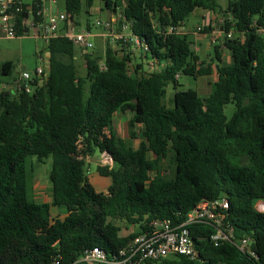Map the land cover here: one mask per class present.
<instances>
[{
	"label": "trees",
	"instance_id": "trees-1",
	"mask_svg": "<svg viewBox=\"0 0 264 264\" xmlns=\"http://www.w3.org/2000/svg\"><path fill=\"white\" fill-rule=\"evenodd\" d=\"M93 1L64 0V10L79 16L84 7L89 15ZM100 2L148 52L136 57L129 43L115 41L114 49L107 39L103 55L92 50L81 57L85 75L79 76L76 48L65 38L51 39L42 82L33 78L30 92H0V264H51L57 256L69 263L92 247L115 252L150 221H177L198 202L220 198L228 202L224 222L233 241L248 237L256 257L229 242L214 246L208 239L213 229L195 225L190 232L198 259L172 256L168 264H264V212L254 208L264 202V39L256 33L264 25V0H228L224 8L217 0ZM195 10L222 20L210 63L199 62L186 34L165 35ZM222 49L230 64H222ZM151 59L158 69L146 72ZM213 63L208 95L178 89L180 75L209 76ZM10 70V62L2 63L0 75ZM125 111L129 126H140L139 134L129 132L136 148L112 129L114 114ZM95 153L111 162L96 167L110 179L106 193L96 192L84 171ZM30 156L51 159L47 203L28 198ZM50 207L63 209L64 217H51ZM116 220L137 230L122 236Z\"/></svg>",
	"mask_w": 264,
	"mask_h": 264
},
{
	"label": "built area",
	"instance_id": "built-area-1",
	"mask_svg": "<svg viewBox=\"0 0 264 264\" xmlns=\"http://www.w3.org/2000/svg\"><path fill=\"white\" fill-rule=\"evenodd\" d=\"M56 0H30L24 4L21 0H0V32L6 38L23 37L32 35L47 44L51 39L65 38L77 50L80 57L94 50L95 39L104 36L110 42L121 41L129 43L131 53L141 57L148 52V46L134 36L127 23H118V15L113 12L110 17L101 20L95 19L87 28L78 23V16L59 11L53 7ZM220 30L221 19L216 21ZM214 25V24H213ZM220 27V29L218 28ZM92 28L101 29L103 34L93 33ZM215 33L219 35V31ZM166 34L177 33L179 28L168 26ZM200 31L201 28L197 27ZM256 33L264 39V25L256 28ZM220 36V35H219ZM230 37V34H228ZM216 39L212 38V42ZM100 67L103 68L100 63ZM146 72L158 69L155 60L148 61ZM47 68H37L32 75L23 71L16 81L17 89L30 92V82L36 78L39 83L45 77ZM260 204H264L263 201ZM228 202L224 198L216 200H202L189 210L183 219L174 221L170 219H156L147 224V228L130 239L124 246L115 252L108 253L99 247H92L81 252L79 257L72 262L63 263L57 256L51 264H168L172 256H182L188 260H196L199 252L195 247L190 228L195 225H207L213 229L209 241L214 246L219 243L229 242L244 254L255 258L250 248L251 240L243 238L236 243L233 241L232 228L224 222Z\"/></svg>",
	"mask_w": 264,
	"mask_h": 264
},
{
	"label": "rangeland",
	"instance_id": "rangeland-1",
	"mask_svg": "<svg viewBox=\"0 0 264 264\" xmlns=\"http://www.w3.org/2000/svg\"><path fill=\"white\" fill-rule=\"evenodd\" d=\"M24 3H30V0H21ZM218 3L225 7L226 2L228 0H217ZM54 8H57L59 11L64 10V0H56L55 4H53ZM87 15L85 13V8L83 7L79 16H78V23L81 24L82 27L86 26V20H88V24H91L95 19L100 18L101 20L106 19L111 16L112 12L106 10L102 7L100 0H94L91 8L88 10ZM220 18V17H219ZM217 21V20H216ZM216 21H210V23L205 26L209 28L208 32H199L197 27L204 29L201 23V19L197 13L192 14L189 18V24L191 28L195 26V32H197V37H200L201 34H207L204 36V42L199 45L198 47V55L200 57V61L207 62L209 58V54L211 53L212 46L215 42H212V38L219 39V35L215 33L217 29ZM214 24V25H213ZM183 31H186L185 29ZM92 32H98L100 35L103 34L101 29H93ZM188 32L186 33V35ZM199 34V35H198ZM188 39L194 43H196L195 37L193 35L188 34ZM3 38H0V66L2 64V60H9L13 65L19 69L21 66L25 67V70L28 74L32 75L34 71L39 68L43 67L42 62L38 58V54L40 50H43L44 45L41 39L35 38L32 35H27L23 37H16L15 39H6L3 35ZM198 39V38H197ZM106 39L104 36H99L95 39V48L94 53L97 56H101L104 53ZM112 46L114 49H118V46L115 45V41H112ZM207 44L208 47H207ZM194 47V46H193ZM208 52H207V50ZM194 50V48H193ZM207 52V53H206ZM96 56V57H97ZM133 61H137L135 57H132ZM99 63H102L100 60ZM20 65V66H18ZM74 65L78 72L79 76H84L85 69H84V61L81 59L79 55L76 54L74 57ZM149 69L146 67L145 70ZM19 71V70H18ZM0 79L4 81H11L12 75L3 76L0 75ZM214 80V75L208 78H204L203 80L200 79L199 83L194 82V80L189 76L180 75L178 78L179 85L178 89L184 90L187 88H192L198 91L200 96H206L208 92L212 89V85L210 86V82ZM87 89V87H86ZM166 93V100L169 101L172 97V87L169 85L167 88ZM234 111V105L229 103L224 107V114L229 119ZM130 118V113L125 111L123 113L118 112L115 113L112 120V129L115 132L117 137L122 138L125 143L133 148H136L138 145L137 139H131L129 137V132L134 131L136 134L140 133V126L137 125L131 128L128 124ZM106 164H111L110 160L107 158L105 154L95 153L93 157L86 160V164L84 166L85 174L88 178V181L93 186L94 190L99 193H106L107 185L110 184V179L106 177H101L96 172L97 166H103ZM51 166V159H45L42 163L37 162L35 157H28L26 161V171H27V192L28 198L35 202H49L50 201V184L48 182V174ZM261 200H258L254 204V208L259 212H264L261 209L260 204ZM50 215L53 218L62 219L65 215V211L63 209H58L56 207H50ZM115 224L120 228V234L123 236L127 235L130 232H133L136 229L135 226L128 225L124 221L116 220Z\"/></svg>",
	"mask_w": 264,
	"mask_h": 264
},
{
	"label": "crops",
	"instance_id": "crops-1",
	"mask_svg": "<svg viewBox=\"0 0 264 264\" xmlns=\"http://www.w3.org/2000/svg\"><path fill=\"white\" fill-rule=\"evenodd\" d=\"M195 13H197L198 16L201 19V23H198V24H202L204 28H206L205 26H207V24L210 23V21H213V20L216 21L217 19H219V17L217 15H214L212 12H207V11H202V10H195L193 12V14H195ZM198 24L194 25L191 28V26L189 24V19H188L187 22H185L184 25L181 28H179V33L186 34L188 32V34H191V35H193V37H195V39H196L197 42L193 44V46H194L193 48H194V51H195L196 55L199 58V62H201L200 61L201 59H200V57L198 55V47H199V45H201L204 42V38L203 37L206 36L207 34H205V35L204 34H201L200 37H197V34H196L197 32H195V26H197ZM184 29L186 31H183ZM201 31H202V29L199 32H201ZM2 35L3 34L0 32V38H3ZM220 37H221V35L219 36V38ZM8 39H10V38H8ZM43 45H44V48H43V50H40L39 51L38 58L42 62V66H43L42 68L45 69V68H47V64H48L49 53L45 49V43L44 42H43ZM208 45L209 44H207V47H208ZM206 50H207V48H206ZM207 52H208V50H207ZM77 55H79L78 52H77ZM209 58L210 59L207 60V63H210L211 62L212 53L209 54ZM221 59H222V64L227 65V64H230L231 63L230 53L226 49H222ZM5 62H10V61L9 60H2V63H5ZM18 66H20V65H18ZM211 68H212V73L209 75V77H211V75H214V80L209 83L210 86L213 84V82L216 79L214 63L212 64V67ZM23 71H26L25 70V67L21 66L19 69H17L13 65V63H11V70H10V74L9 75H12V79H11V81H4V80H1L0 79V92H2L4 90H13V91H16L17 90L16 81L18 80L20 74ZM204 78H208V76L197 77L195 79H193V78L192 79L194 80V82L199 83L200 79L203 80ZM211 90L208 92V94L211 92ZM106 185H107V188H108L109 184H106ZM120 235H122V234H120Z\"/></svg>",
	"mask_w": 264,
	"mask_h": 264
},
{
	"label": "bare ground",
	"instance_id": "bare-ground-1",
	"mask_svg": "<svg viewBox=\"0 0 264 264\" xmlns=\"http://www.w3.org/2000/svg\"><path fill=\"white\" fill-rule=\"evenodd\" d=\"M261 209H262V210H264V204H263V205H261Z\"/></svg>",
	"mask_w": 264,
	"mask_h": 264
},
{
	"label": "water",
	"instance_id": "water-1",
	"mask_svg": "<svg viewBox=\"0 0 264 264\" xmlns=\"http://www.w3.org/2000/svg\"><path fill=\"white\" fill-rule=\"evenodd\" d=\"M190 49L193 50V45H191Z\"/></svg>",
	"mask_w": 264,
	"mask_h": 264
}]
</instances>
